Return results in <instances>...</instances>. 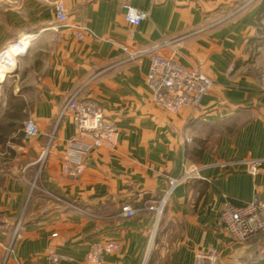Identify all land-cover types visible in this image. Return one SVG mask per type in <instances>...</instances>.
Returning a JSON list of instances; mask_svg holds the SVG:
<instances>
[{
	"label": "crops",
	"instance_id": "1",
	"mask_svg": "<svg viewBox=\"0 0 264 264\" xmlns=\"http://www.w3.org/2000/svg\"><path fill=\"white\" fill-rule=\"evenodd\" d=\"M125 3L147 17L129 25ZM0 16V45L36 33L0 86V264L18 225L6 264H52L51 247L68 257L58 264H84L95 241L110 240L119 244L105 256L111 264H195L210 248L223 264L262 257L238 258L244 245L220 213L225 197L264 199V0H0ZM167 42L163 54L214 80L197 108L155 105L150 54L131 57ZM74 94L101 104L119 131L117 150L88 152L79 178L62 171L76 128L61 113ZM27 120L39 127L33 138ZM248 158L260 161L255 175ZM185 163L200 165L201 178L177 187L158 219L146 205ZM125 204L140 212L122 216Z\"/></svg>",
	"mask_w": 264,
	"mask_h": 264
},
{
	"label": "built area",
	"instance_id": "2",
	"mask_svg": "<svg viewBox=\"0 0 264 264\" xmlns=\"http://www.w3.org/2000/svg\"><path fill=\"white\" fill-rule=\"evenodd\" d=\"M124 19L131 26L139 25L148 15L147 11L141 10L130 3H125ZM57 17L61 21L68 19L64 10H59ZM52 29L59 33L60 27L55 25ZM76 35L79 38L85 36V29L75 26ZM131 34V33H130ZM36 38V33H28L18 41H27L29 45ZM170 43H158L146 51H140L131 55L148 52L150 54V68L147 74V84L152 94V102L158 107L178 113L181 109L199 107L202 98L209 93L214 85L213 78L201 67H187L183 65L174 52L165 55L163 47ZM128 50V47H124ZM232 69V68H231ZM69 114L76 128L75 133L67 142L62 157V171L65 175L74 178L81 177L85 172V156L88 152L106 148L112 152L117 150L119 131L116 123L109 118L103 106L97 102L80 98L77 94L72 95L65 103L61 115ZM27 138H33L40 132L34 120H27L24 125ZM46 154L43 151L41 158ZM248 170L255 175L259 171L260 161L255 158L245 160ZM167 186L159 199L146 205V208L154 211L159 219L177 187L194 179L201 178V166L196 163L183 164L182 171L177 176L167 175ZM32 189L36 183L31 184ZM140 212L139 208L130 204L122 206L121 215L133 217ZM220 222L226 232L238 245L251 244L264 238V199L255 196L252 200L236 203L232 198L225 197L220 213ZM21 237L20 227L17 226L14 235L8 245L5 246L6 257L2 264H6L8 256L14 253V244ZM119 248L116 241H95L88 252L84 264H111L105 256ZM63 254L54 247L48 250V260L52 264H58L66 259ZM146 264V262L142 263ZM195 264H223L221 253L215 248L199 251L195 256Z\"/></svg>",
	"mask_w": 264,
	"mask_h": 264
},
{
	"label": "bare ground",
	"instance_id": "3",
	"mask_svg": "<svg viewBox=\"0 0 264 264\" xmlns=\"http://www.w3.org/2000/svg\"><path fill=\"white\" fill-rule=\"evenodd\" d=\"M29 46L27 41H16L7 46L0 54V81L5 79L6 73H10L18 61V56L24 53Z\"/></svg>",
	"mask_w": 264,
	"mask_h": 264
},
{
	"label": "water",
	"instance_id": "4",
	"mask_svg": "<svg viewBox=\"0 0 264 264\" xmlns=\"http://www.w3.org/2000/svg\"><path fill=\"white\" fill-rule=\"evenodd\" d=\"M16 72V68L14 69ZM9 73H6L5 77H7ZM242 251V252H241ZM241 254L237 255L238 258H244L251 260L254 258V256L257 254V252L260 253L262 257H264V238L251 244H246L240 249ZM241 264V263H238Z\"/></svg>",
	"mask_w": 264,
	"mask_h": 264
},
{
	"label": "rangeland",
	"instance_id": "5",
	"mask_svg": "<svg viewBox=\"0 0 264 264\" xmlns=\"http://www.w3.org/2000/svg\"><path fill=\"white\" fill-rule=\"evenodd\" d=\"M1 17V16H0ZM13 42V41H12ZM7 45H0V54L7 48L6 47ZM6 47V48H5ZM5 48V49H4ZM26 52V51H25ZM24 52V53H25ZM24 53H22L21 55H23ZM21 55H19L18 56V58L17 59H19V57H21ZM17 63H18V61H17ZM17 67V64L15 65V67L12 69V71L7 75V77H4L5 79H2L1 81H0V86L1 85H3V84H8V83H10V81L13 79V75H14V69ZM14 132H16L17 134L19 133H21L22 131H21V127H18V126H16V127H10ZM19 131V132H18Z\"/></svg>",
	"mask_w": 264,
	"mask_h": 264
},
{
	"label": "trees",
	"instance_id": "6",
	"mask_svg": "<svg viewBox=\"0 0 264 264\" xmlns=\"http://www.w3.org/2000/svg\"><path fill=\"white\" fill-rule=\"evenodd\" d=\"M249 264H264V258L258 257L254 261L250 262Z\"/></svg>",
	"mask_w": 264,
	"mask_h": 264
}]
</instances>
